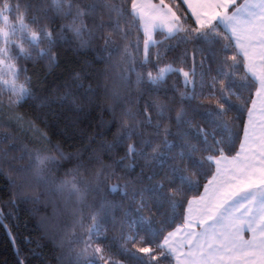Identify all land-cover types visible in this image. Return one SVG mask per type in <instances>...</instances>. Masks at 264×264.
<instances>
[{"label":"trees","instance_id":"16d2710c","mask_svg":"<svg viewBox=\"0 0 264 264\" xmlns=\"http://www.w3.org/2000/svg\"><path fill=\"white\" fill-rule=\"evenodd\" d=\"M164 1L174 6L182 28L196 27L181 0ZM28 2L21 0V11ZM30 2L32 6L26 12L25 23L33 30L37 27L31 23L33 18L53 29L54 36L71 23V16L57 17L50 10L45 15L51 0ZM77 2L85 8L92 0ZM105 2L112 6L111 10L104 8L94 17L86 15L84 23L97 36H110L114 42L112 47L105 50L103 39H89L88 32H84L82 37L88 40V46L81 48L80 39L64 29V41L51 49L53 63L46 57H38L37 51L31 49L32 59L15 60L18 68L24 69L20 81L24 82L26 77L30 81L32 99L10 110L9 93L6 89L0 90L3 102L0 140L8 138L7 142L0 143V264H91L101 255L104 260L99 264H145L150 254L139 249L163 242L170 231L182 225L188 202L201 194L213 176L215 166L209 157L221 155V150L227 156L237 153L258 84L247 72L234 41L225 47L227 41L211 36L191 43L181 39L184 32L169 37L157 31L156 41L145 55L144 35L139 19L132 12V0ZM217 30L221 35L230 36L221 24ZM47 47L46 43L40 45L41 49ZM25 48L29 46L26 44ZM125 48L131 56L127 62ZM16 52L18 49L14 48L13 55ZM232 55H237V61L230 59ZM167 65L189 72L191 83H185L181 71L167 74L158 85L147 83L148 72L155 76L157 66ZM122 75L127 81L121 79ZM138 75L145 78L143 82H137ZM180 93L193 98L181 102ZM146 101L168 105L170 110L159 122L169 129L167 139L172 146L163 150L164 155L155 161L137 158L135 167L127 168L132 161L122 158L126 155L127 143L137 138L115 149L107 146L116 141L121 125L126 122L123 112L127 109L143 112ZM221 103L230 109L225 117L229 122L227 130L215 119ZM181 110L185 115L178 122L176 115ZM149 113L153 124L157 123L155 105ZM140 131L154 144L160 142L155 139L154 127L143 125ZM52 146L60 148L65 155H72L71 162L62 161L55 170L58 180L64 179L78 162L88 166L84 175L89 180L102 165L110 166L105 169L106 173L114 170L122 178H108L101 191L90 194L85 204L76 203L75 198L68 200L51 186L20 188L22 181L14 168L28 163L26 151ZM51 154L56 155L54 150ZM21 156H24L22 161L14 159ZM124 183L131 184L127 197L122 192L107 191L110 185ZM141 201L144 208L137 213L135 208ZM92 212H99L98 235L92 237L91 247L81 255L87 247L84 241L88 239L87 230L92 227ZM126 212L123 235L136 237L134 243L131 239L122 240L120 228L113 227L114 222L125 218ZM97 247L104 251L95 253L93 250ZM162 264L176 263L171 256Z\"/></svg>","mask_w":264,"mask_h":264},{"label":"snow or ice","instance_id":"6c2138e0","mask_svg":"<svg viewBox=\"0 0 264 264\" xmlns=\"http://www.w3.org/2000/svg\"><path fill=\"white\" fill-rule=\"evenodd\" d=\"M189 0H184L188 3ZM210 8H214L211 13L205 11L203 19L197 15V25L195 28L184 29L180 27L181 17L172 13V18L169 21L167 29L169 37H173L181 32L185 35L181 39L196 43L201 39H208L211 36L220 37V39L228 42L225 47L235 41L236 48L240 50L246 61H252L249 68L254 76L257 75L255 71L254 59L259 58L262 64L261 74L257 77L259 80L258 94L264 90V0H244V3H238V0H205ZM164 0H161V4ZM31 2L25 5V10L21 11V0H0V20L3 21V27H0V90L6 89L9 93L8 108L14 110L16 106L22 105L27 100L32 99V90L30 81L26 77L23 83L19 82V76L24 71L23 68H17L14 60L25 58L32 59L31 51H37L38 57H46L50 63L55 61L54 55L51 54V49L60 42H63L65 37L63 30L72 31L74 35L80 39V47L88 46V40H84L82 33L88 32L89 39H103L105 50L112 47L114 42L110 36H97L95 33L89 31L84 23L86 15L95 16L98 11H103L104 8L111 10L112 6L105 2V0H92L91 3L81 8L77 0H51L48 10L52 11L58 17L63 15L65 17H72L71 23L64 25L61 32L54 36L53 29L40 23L39 20L33 18L31 23L36 24L37 27L33 30L29 24L25 23V15L27 10L31 8ZM136 3L133 0L132 9L135 10ZM171 11V9H169ZM15 13V15H10ZM18 24V28H17ZM223 24L230 30L231 35H221L217 30V25ZM152 27H156L155 24ZM117 30L119 25L116 26ZM100 32H103V23L99 26ZM19 31L20 35L17 36ZM148 31L147 26L145 32ZM151 39V37H149ZM47 44L46 49H41V44ZM148 40H145V54L147 55ZM27 44L28 49L24 47ZM13 46L18 49L13 55ZM113 51H119L118 48H113ZM127 54V60L131 59L127 48L124 49ZM195 56V52H193ZM123 58V57H122ZM232 61H237V55L230 57ZM203 63V61H201ZM158 65V61H157ZM133 71L135 69H132ZM181 71L185 78V83L190 84L188 80L189 72L182 69H175L172 67H158L157 74L154 76L152 72H148L146 81L150 85H158L163 82L166 75L172 72ZM10 77V78H5ZM121 79L127 81V77L122 75ZM144 77L138 75V83L144 81ZM117 94L114 93V96ZM181 102L185 99L193 97L186 96L185 93H180ZM227 101V96L224 97ZM175 101H170L174 103ZM230 103V102H229ZM155 105L157 109V123L153 124V117L149 113V109ZM0 110H3V102L0 101ZM166 104L155 101H146L143 112H134L132 109H127L123 112L126 122L121 125V132L117 135L116 141L108 145L109 149H115L120 145H124L127 141H136L127 143L126 155L122 159L132 161L127 168H134L137 158H143L146 162L155 161L164 155L166 149L171 148L167 136L169 129L163 128L159 122L166 117L169 111ZM229 108L224 103L219 105V111L215 113V119L218 125L225 130L229 127V122L225 119L228 115ZM185 112L181 110L176 115V120L179 122L183 119ZM149 125L154 127L155 139L160 142L154 144L152 139H145L143 133L140 131L141 126ZM162 137V138H161ZM7 137L0 140V143L7 142ZM46 139V137H45ZM148 149H151L149 152ZM55 151L56 155L51 152ZM28 163L25 165L21 163L14 168L18 178L22 181L20 188L35 186H51V188L65 195L68 200L75 198L78 204H85L87 197L92 193H99L102 185L108 178L121 179L117 176L115 171L105 172V169L110 166L101 167L100 171L94 174L92 180L87 179L84 173L88 172V166L83 162H78L75 168L69 169L65 174L64 179H57L54 175L62 161L72 160V155H65V153L58 147L41 150L34 149L26 151ZM223 157V150H221V158ZM23 160L24 156L14 158ZM212 159V157H209ZM235 159V158H233ZM219 160H217V163ZM122 163V161L117 162ZM262 167L256 168L251 162L241 163L238 165L233 174L230 175L224 182L216 187L211 196L208 198V204L204 209V216L200 220V225L211 222V231L206 230L202 234V242L193 244L192 240L188 241L189 248H196L198 256L189 251L188 253H180L181 256H187L190 260L195 261L196 264H219L225 259V256L231 261L239 262V264H264V151L261 152V159L259 161ZM2 170V169H0ZM259 172V175L256 173ZM70 177V178H68ZM184 179H187L186 177ZM13 186H16V181H12ZM212 183V181H209ZM162 187L163 185H159ZM131 187L130 183L113 184L107 187V191L111 193L122 192L124 197L128 195V189ZM133 199H135V192H133ZM200 199H204L201 197ZM15 201H13L14 203ZM103 208V206H101ZM144 208L143 202L135 208L137 213ZM235 213H239L241 220ZM98 216L99 212L90 213L92 220V227L87 230L88 239L84 241L87 247L84 253H87V248L91 247L93 243L92 237L98 235ZM128 213H125V218L119 222H114L113 227H119L122 233L121 239L135 242L136 237L128 238L123 235L124 225ZM247 224L249 231L252 233L250 239L245 240L243 236V225ZM175 235L174 232H169L164 237L163 242L157 243L154 246L142 247L139 252L150 254V259L145 264H162L163 261H168L169 257L174 256L177 249L169 247V240ZM191 237H196L195 232L187 234ZM106 238V237H105ZM147 242V241H145ZM122 250V249H121ZM95 253L104 251L102 248H95ZM100 260H104L101 255L98 259L94 258L91 264H99Z\"/></svg>","mask_w":264,"mask_h":264},{"label":"crops","instance_id":"0c3cea01","mask_svg":"<svg viewBox=\"0 0 264 264\" xmlns=\"http://www.w3.org/2000/svg\"><path fill=\"white\" fill-rule=\"evenodd\" d=\"M181 1L193 17L196 24L197 15H200L203 19L202 14L205 11L209 13L214 11V8H210L205 0H189L187 4L184 3V0ZM242 3H244V0L240 4ZM221 25L231 35L230 30L226 28L225 25ZM241 55L243 56L242 53ZM252 63V61L245 60V67L247 72L257 82L258 86L245 120L239 148L234 156L223 155L221 158V155H219L217 157H212L211 160L215 166L213 176L205 184L201 194L192 198L188 202L183 224L170 231L175 233V235L169 240V247L177 249L176 254L173 256L176 264H196L195 261L190 260L187 256H181L180 253H188L191 251L198 256L197 249L189 248L188 241L192 240L193 244L202 242V234L206 230L211 231V222L201 226L200 220L204 216V209L208 204V198L211 196L216 187L232 175L235 168L241 163L251 162L257 169L262 167L259 161L261 159V152L264 151V90H261L258 94L259 80L257 79V77L261 74L262 64L258 57L254 59L255 71L257 73V75L254 76L252 71L249 70ZM217 160H219L218 163ZM256 175H259V172H257ZM209 181H212V183H209ZM201 197H204V199H200ZM235 215L240 217L239 213H235ZM240 219L243 220L245 218L240 217ZM189 232H195L197 234L196 237L188 236L187 234ZM243 236L245 240L250 239L252 236V233L249 231L246 223L243 225ZM219 264H234V262L225 256V259L220 261ZM235 264H239V262L237 261Z\"/></svg>","mask_w":264,"mask_h":264},{"label":"rangeland","instance_id":"374dc122","mask_svg":"<svg viewBox=\"0 0 264 264\" xmlns=\"http://www.w3.org/2000/svg\"><path fill=\"white\" fill-rule=\"evenodd\" d=\"M133 3V0H132ZM136 8L135 10L132 9L133 14L139 19L140 27L144 35L143 40V50L145 54V40H148V48L150 45L155 43L156 41V32L157 31H163L168 35V27H169V21L172 18V13H175L177 16L178 13L174 6L164 1L163 4H161V0H135ZM171 9V11H169ZM188 11V10H187ZM155 24L156 27H152V25ZM3 23L0 22V27H3ZM147 26L148 31L145 32V27ZM181 27V23H180ZM151 37V39H149ZM26 44L24 45V47ZM14 52V47H13ZM146 55V54H145ZM15 63L16 67L18 68L15 60L13 61ZM164 67H172V66H164ZM10 78V77H5ZM19 82L20 76H19Z\"/></svg>","mask_w":264,"mask_h":264},{"label":"water","instance_id":"95a60500","mask_svg":"<svg viewBox=\"0 0 264 264\" xmlns=\"http://www.w3.org/2000/svg\"><path fill=\"white\" fill-rule=\"evenodd\" d=\"M8 234H9V237H10L11 241L13 242V238H12V235H11V233L9 232V230H8ZM13 243H14V242H13Z\"/></svg>","mask_w":264,"mask_h":264}]
</instances>
